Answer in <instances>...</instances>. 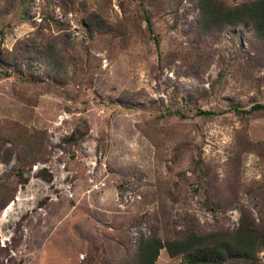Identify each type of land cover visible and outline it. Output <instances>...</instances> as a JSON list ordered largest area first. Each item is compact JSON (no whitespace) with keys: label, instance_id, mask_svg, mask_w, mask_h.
Wrapping results in <instances>:
<instances>
[{"label":"rangeland","instance_id":"obj_1","mask_svg":"<svg viewBox=\"0 0 264 264\" xmlns=\"http://www.w3.org/2000/svg\"><path fill=\"white\" fill-rule=\"evenodd\" d=\"M199 6L0 0V264H136L143 238L264 233V37L207 30ZM225 264H264V245Z\"/></svg>","mask_w":264,"mask_h":264},{"label":"trees","instance_id":"obj_2","mask_svg":"<svg viewBox=\"0 0 264 264\" xmlns=\"http://www.w3.org/2000/svg\"><path fill=\"white\" fill-rule=\"evenodd\" d=\"M199 5L200 19L207 30L250 23L253 31L264 37V0H253L236 7L226 6L220 0H199ZM156 42L159 44L157 37ZM262 245L264 233L253 223L240 227L232 235L199 236L192 233L183 239L165 242L158 237L143 238L136 264H155L162 248H166L171 256L184 254L187 264H225L235 259L254 262L255 253Z\"/></svg>","mask_w":264,"mask_h":264}]
</instances>
